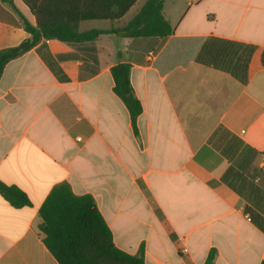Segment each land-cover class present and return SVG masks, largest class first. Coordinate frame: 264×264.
<instances>
[{
	"label": "crops",
	"instance_id": "1",
	"mask_svg": "<svg viewBox=\"0 0 264 264\" xmlns=\"http://www.w3.org/2000/svg\"><path fill=\"white\" fill-rule=\"evenodd\" d=\"M11 1L17 12L0 0V50L29 37L18 14L35 23ZM140 1L79 31L122 28ZM162 15L166 37L99 35L91 77L58 58L76 49L56 39L5 65L0 182L30 205L0 195V264H59L39 209L63 183L91 196L114 246L144 264H205L211 250L213 264L264 260V0H164ZM118 63L141 105L136 132L113 91Z\"/></svg>",
	"mask_w": 264,
	"mask_h": 264
},
{
	"label": "trees",
	"instance_id": "2",
	"mask_svg": "<svg viewBox=\"0 0 264 264\" xmlns=\"http://www.w3.org/2000/svg\"><path fill=\"white\" fill-rule=\"evenodd\" d=\"M16 11L11 0H1ZM35 19L20 21L29 37L19 45L0 50V76L5 65L39 44L41 40L56 39L75 47L76 52L58 58L80 59V77L97 72L95 39L102 34L121 38L166 37L172 28L162 15L164 0H147L140 11L122 28L79 31L82 21L109 20L123 17L137 0H21ZM17 12V11H16ZM113 91L127 108L136 132V119L141 105L130 84V65L118 63L111 68ZM1 197L15 208L30 205L26 194L15 186L0 182ZM43 243L59 264H144L143 255L127 254L117 249L110 230L89 195L78 196L63 183L55 186L39 209ZM211 250L205 264H213ZM260 264H264V260Z\"/></svg>",
	"mask_w": 264,
	"mask_h": 264
},
{
	"label": "rangeland",
	"instance_id": "3",
	"mask_svg": "<svg viewBox=\"0 0 264 264\" xmlns=\"http://www.w3.org/2000/svg\"><path fill=\"white\" fill-rule=\"evenodd\" d=\"M142 1H144V0H141L140 2H139V4H141L142 3ZM138 6V5H137ZM137 6L135 7V8H137ZM128 17H130V14L129 15H127V18ZM94 22H100L99 24H102V26H108L110 23H112V24H114V21H94Z\"/></svg>",
	"mask_w": 264,
	"mask_h": 264
}]
</instances>
